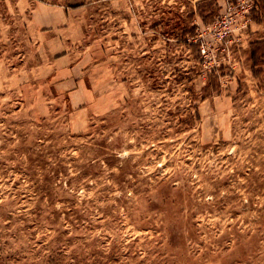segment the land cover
<instances>
[{
	"label": "rangeland",
	"instance_id": "rangeland-1",
	"mask_svg": "<svg viewBox=\"0 0 264 264\" xmlns=\"http://www.w3.org/2000/svg\"><path fill=\"white\" fill-rule=\"evenodd\" d=\"M263 39L264 0H0V264H264Z\"/></svg>",
	"mask_w": 264,
	"mask_h": 264
},
{
	"label": "trees",
	"instance_id": "trees-1",
	"mask_svg": "<svg viewBox=\"0 0 264 264\" xmlns=\"http://www.w3.org/2000/svg\"><path fill=\"white\" fill-rule=\"evenodd\" d=\"M202 16L204 15L202 14ZM254 18L259 21L258 17ZM251 59L253 60L255 66L264 64V39L256 40L251 43ZM254 72H256L255 69Z\"/></svg>",
	"mask_w": 264,
	"mask_h": 264
},
{
	"label": "built area",
	"instance_id": "built-area-1",
	"mask_svg": "<svg viewBox=\"0 0 264 264\" xmlns=\"http://www.w3.org/2000/svg\"><path fill=\"white\" fill-rule=\"evenodd\" d=\"M241 3H255L256 0H239Z\"/></svg>",
	"mask_w": 264,
	"mask_h": 264
},
{
	"label": "crops",
	"instance_id": "crops-1",
	"mask_svg": "<svg viewBox=\"0 0 264 264\" xmlns=\"http://www.w3.org/2000/svg\"><path fill=\"white\" fill-rule=\"evenodd\" d=\"M218 1H219V3H224L227 0H218Z\"/></svg>",
	"mask_w": 264,
	"mask_h": 264
}]
</instances>
